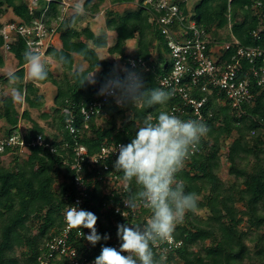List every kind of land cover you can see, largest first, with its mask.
<instances>
[{
	"label": "trees",
	"instance_id": "obj_1",
	"mask_svg": "<svg viewBox=\"0 0 264 264\" xmlns=\"http://www.w3.org/2000/svg\"><path fill=\"white\" fill-rule=\"evenodd\" d=\"M61 1L47 4L39 0V7L31 13L27 0H0V28L8 10L23 24L31 25L48 7L45 20L50 31L51 26L56 25V40L46 55L55 62L53 53H63L69 59L67 65L60 67L59 74L48 65L47 80L26 82L23 53L28 47L20 35L13 38L9 52L19 65L15 71L19 78L16 88L23 95L27 108L20 112L11 95H1L0 91V122H6L5 126H0V136L1 133L7 137L19 134L20 124L25 121L30 124L23 133L25 140L29 143L42 135L49 146H29L21 152V146L17 145L0 152V264H40V257L48 251V243L63 233L66 228L64 213L78 194L72 169L76 147L83 145L90 155H95L104 146L130 143L145 117L155 118L161 111L171 113L174 107H183L181 99L172 95L164 105L142 109H136L131 103L120 106L112 99L99 116L86 120L80 114L81 107L100 98L97 94L100 86L117 67L113 60H100L96 49L107 48L111 56L119 57L123 67L130 68V57L144 60L151 69L136 70L142 73L146 86L168 91L160 86L157 77L171 71L170 60L165 56L169 48L153 11L144 6L145 0H139L135 11L106 9V28L116 33L112 46L108 44V34H95L88 19L100 13L108 1L114 6L135 0H86L85 14L70 28L67 24L72 14L65 13ZM180 6L187 16L185 24L196 21L197 27L204 29L214 41L232 42L234 38L239 41L223 53L220 62L230 61L238 47L264 48V30L260 39L253 36L255 30L263 27L264 0H200L193 11L188 10L186 2H181ZM226 29L231 32L224 38L219 37ZM134 39L137 50L133 55L127 54V42ZM156 41L158 44H154ZM3 45L0 32V49ZM153 48L157 49L163 66L152 60ZM77 56L88 63L86 69H75ZM4 62L5 56L0 52V68ZM258 65L264 62L259 60ZM244 66L248 70V62H244ZM77 70L85 73L98 70L97 83L80 86L74 75ZM0 83L6 87L10 80L1 76ZM37 83H51L57 88L53 111L42 112L39 116L53 129L50 134L32 116L31 110L40 109L45 102ZM253 84V91L259 92L261 97L255 102L244 103V112L233 109L224 93L202 92L195 88L192 91L198 99L208 97L202 108V120L210 131L201 139L200 152L191 155L178 174V179L185 183V191L198 195V207L195 212L186 213L183 223L176 227L174 237L182 241V245L167 253L166 264H264V89ZM67 106L76 113L74 134L66 128L67 117L63 110ZM183 108L185 113H176L177 116L198 119L190 106ZM9 154L14 156L7 163L5 158ZM114 161L113 158L108 161L110 167L101 173L103 178H99L98 171L90 164H85L84 176L90 187L85 210L98 217V233L110 238L93 246L86 239L78 238L74 229L71 243L79 249L78 255L75 258L62 255L55 259V264H86L100 254L102 246L114 247L119 241L117 225H143L149 218L144 208L127 216L116 213V207L122 206L137 189L133 184L129 192L124 191L122 174L115 171ZM223 162L227 167V179L221 177ZM115 177V184L111 186ZM83 231L89 232L88 229ZM154 251L159 254L156 249Z\"/></svg>",
	"mask_w": 264,
	"mask_h": 264
},
{
	"label": "clouds",
	"instance_id": "obj_2",
	"mask_svg": "<svg viewBox=\"0 0 264 264\" xmlns=\"http://www.w3.org/2000/svg\"><path fill=\"white\" fill-rule=\"evenodd\" d=\"M84 14V0H78L67 27H72L76 19ZM53 55L58 67L69 63L63 53ZM23 58L29 80L48 79L49 68L38 48L28 47ZM97 71L85 73L77 70L74 75L80 86L86 83L95 85ZM7 77L13 82L19 79L14 71H9ZM97 94L112 96L120 106L131 103L136 109L164 105L172 95L162 88L146 86L142 73L134 67H114ZM11 99L14 103L22 102L18 88L12 89ZM209 131L201 119H182L174 113L161 111L155 118L151 115L145 117L137 126L131 142L119 145L114 169L122 174L124 191L129 192L133 184L137 189L124 203L133 211L143 207L150 215L143 225H117V237L121 241L119 249L102 246L93 264H166L169 249L162 246L172 240L176 227L183 223L186 213L195 212L198 207V195L185 191V183L178 179V174ZM64 220L69 230L76 229L78 236L93 246L102 239L110 238L107 234L101 236L98 233V217L91 211L74 205L67 206ZM83 229H88L89 234L85 235ZM158 247L161 248L159 254L154 251Z\"/></svg>",
	"mask_w": 264,
	"mask_h": 264
},
{
	"label": "built area",
	"instance_id": "obj_3",
	"mask_svg": "<svg viewBox=\"0 0 264 264\" xmlns=\"http://www.w3.org/2000/svg\"><path fill=\"white\" fill-rule=\"evenodd\" d=\"M31 13L39 5V0H27ZM50 4L53 0H45ZM180 0H145L144 6L153 11L154 20L162 34L165 36L169 48V60L171 63V71L157 77L161 87L170 91L173 97L180 98L183 107L190 106L193 109L195 118L201 119L202 108L208 100L207 96L198 99L193 96V89H201L202 92L212 93L214 90L224 93L233 109L244 112L243 104L258 100L261 97L259 92H254L253 82L260 89H264V65L259 66V60L264 62V48L257 47H238L231 60L228 62H220L223 53L230 50L234 44L239 41L234 38L232 42H221L213 40L211 35L207 34L204 29L197 27L196 21H192L189 25L185 24L187 16L181 9ZM187 3V2H186ZM65 7H69L70 0H62ZM6 9V8H3ZM38 20H34L31 25L23 24L21 21L4 19L0 32L4 38L3 49L9 51L12 46L13 38L20 35L26 42L27 47H36L41 54H46L47 50L52 46L49 42L54 37L55 30H49L47 21L45 20L46 12ZM6 13H4L5 17ZM261 21L264 27V13L261 15ZM261 30H255L253 36L261 38ZM192 32V33H191ZM50 38V39H49ZM49 39V40H48ZM49 42V43H48ZM46 43H48L46 47ZM244 62H248V70L245 69ZM128 64L130 68H143L147 71L151 69L150 65L142 59L129 58ZM162 64H160L161 66ZM163 66V65H162ZM113 99L112 96H100L98 100L88 106L81 107L80 114L86 120L99 116L106 104ZM174 107L171 113H185V109ZM63 113L66 115V128L74 134L76 133L75 119L76 113L70 107H65ZM89 127V126H88ZM119 143L111 146H104L100 153L90 155L87 148L80 145L75 148V162L72 169L75 171V185L78 194L69 206H77L85 209V203L90 195V187L85 179V164H90L94 170H97L99 178L102 172L108 171L110 165L108 161L118 156ZM21 146V152H24L29 146H49L42 135L38 138L27 142L22 132L12 136H0V152L6 147ZM117 149V151H115ZM200 152L198 150L195 153ZM194 153V154H195ZM111 181V186L115 184V180ZM115 206V205H114ZM108 207V206H107ZM109 207H112L110 205ZM143 207L137 208L135 211L128 209L125 203L116 207V213H122L124 216L136 214ZM65 221V220H64ZM74 229L66 228L60 236L54 237L47 245V253L40 257V264H55V259H60L62 255L75 258L79 249L71 243V235ZM88 235L89 232H84ZM78 236V234H77ZM78 238H80L78 236ZM84 239V238H80ZM121 241L116 242L114 247L119 249ZM182 245V241L176 240L173 235L172 240L162 247L173 251ZM159 253L161 248H155ZM167 252V253H168ZM94 260L87 261L86 264H93ZM76 264H78L76 262Z\"/></svg>",
	"mask_w": 264,
	"mask_h": 264
},
{
	"label": "rangeland",
	"instance_id": "obj_4",
	"mask_svg": "<svg viewBox=\"0 0 264 264\" xmlns=\"http://www.w3.org/2000/svg\"><path fill=\"white\" fill-rule=\"evenodd\" d=\"M71 1L72 0H70V5H71ZM77 1V0H76ZM180 1H182V0H180ZM200 0H183V2H187V7H188V10L190 11H193L194 10V8H195V6L198 4V2H199ZM73 2V1H72ZM74 3L76 4V2L74 1L73 2V5H74ZM112 3L110 2V1H108L106 4H104L103 5V7H102V11L100 12V13H98L99 15L97 16L98 17V19L100 18H104V16H106L105 15V13H106V9H108V8H111V7H113V8H115L116 10H118L119 12H124V11H127V10H131V11H135L136 9H137V7H138V4H139V0H135L134 1V3H128V4H119V5H114V6H110ZM39 6V5H38ZM70 8H73V6L71 5V6H69V7H66V10H70ZM66 14H68V15H71L72 14V12H68V13H66ZM97 15V14H96ZM104 15V16H103ZM13 17V14H12V12L11 11H7V14L5 15V17H4V19H10V18H12ZM90 21H92V20H90ZM56 25L55 24H53L52 25V27L53 28H55L56 29V27H55ZM104 29H105V27H104ZM105 30H103L102 32H104ZM231 32V29H226V30H224V31H221V33H220V35H219V37H222V38H224V37H226V35L228 34V33H230ZM110 33H112L113 34V36H111L110 37V42H111V44H113V43H115V40H116V33L115 32H112V31H110ZM50 39V38H49ZM48 39V40H49ZM55 33H54V37L52 38V40L51 41H49V42H52V43H55ZM134 40H136V39H134ZM48 42V43H49ZM48 43H46L45 45H46V47H47V45H48ZM128 43V42H127ZM156 43L158 44V42L156 41ZM131 49V50H130ZM5 51V50H4ZM126 51H128L130 54H132L133 53V47H132V44L131 45H128V48H127V45H126ZM153 51H154V55L152 56V60L154 61V62H158L159 64H161L160 63V60H159V53H158V51H157V49L155 50V49H153ZM6 52V55H8V56H10L11 54L9 53V51H5ZM43 56V58H44V60L46 61V63H47V65H50V64H52V66L54 65V63L57 65V63L56 62H53V60L50 58V57H48L46 54H44V55H42ZM165 56L168 58V56H169V52L166 54L165 53ZM8 59V61L9 62H6V64H5V67H4V70H2V68H0V75H7V73L9 72V71H15L17 68H18V66H17V60H15V59H12V57H8L7 58ZM16 62H15V61ZM78 60H80V61H78V62H76V64H75V69H86L87 67H88V64L86 65L85 63H81V62H84L83 60H82V58L81 57H79V59ZM113 61L116 63V65H117V67H123L121 64V62L119 61V58H117L116 56H113ZM163 63L165 62V60L164 61H162ZM121 63V64H120ZM15 67V68H14ZM55 67V66H54ZM52 68V67H51ZM55 72L57 71V73L56 74H59L60 72H62V69L60 68V67H55L54 69H53ZM98 72V71H97ZM97 72H96V75H97ZM27 80L29 81V79L27 78ZM96 81H97V79H96ZM17 83H18V80L17 81H11V84H10V87H8V86H3V84L2 83H0V91L2 90V92H1V95H5V89L7 90V94H9V95H11V91H12V89L13 88H16V85H17ZM50 89V88H49ZM6 94V95H7ZM46 95H47V98H46V100H45V102H44V105L40 108V109H34V110H31L32 111V116H33V118L34 119H36L37 121H39L40 122V124L42 125V126H45V128H46V133L47 134H50V133H52V131H53V129L52 128H50L49 126H46L45 125V122L43 121V120H41L40 118H39V116H40V113H42V112H49V113H51V111H53V108H54V101H53V94L50 92V91H47L46 92ZM22 97H23V95H22ZM25 99H24V97H23V99H22V102H19V103H17V107H18V109L20 110V112H23V110H24V108L26 109L27 108V104H25V101H24ZM1 122H4V121H1ZM27 125H30L29 123H27V122H25V121H22V124H20V127H19V131L20 132H22V133H24L25 132V127L27 126ZM2 134V136L4 135L5 136V134L4 133H1ZM14 155L13 154H9V156H6V158H5V162H10V160H11V158L13 157ZM22 157L24 158L25 157V155L24 154H22ZM221 177L223 178V179H227V167H226V165H225V162H223V170H222V174H221Z\"/></svg>",
	"mask_w": 264,
	"mask_h": 264
},
{
	"label": "crops",
	"instance_id": "obj_5",
	"mask_svg": "<svg viewBox=\"0 0 264 264\" xmlns=\"http://www.w3.org/2000/svg\"><path fill=\"white\" fill-rule=\"evenodd\" d=\"M73 2L75 1L76 3L78 2V0L76 1V0H72ZM71 1V5L72 6H74L75 5V3H74V5H73V2ZM85 1L86 0H84V3H85ZM132 3H134V2H132ZM123 4V3H122ZM124 4H128V3H124ZM115 5H119V4H115ZM110 6H113V4H111ZM72 9L73 8H70V10L68 11V10H66V8H65V13H70V12H72ZM7 14V13H6ZM99 14H97V15H94V16H91V17H89V19H88V22L90 23V27H91V29L95 32V34H97V35H100V34H103V33H107L108 34V44H109V46H112L113 44H111V42H110V37L111 36H113V34L112 33H110V31L109 30H107V28H106V16H104V18H99L98 19V16ZM10 19H12V20H18L19 21V19H16V17L13 15V17L12 18H10ZM48 19V18H47ZM90 20H92V21H90ZM52 27V26H51ZM104 27H105V29H104ZM52 29H54L53 27H52ZM55 30V29H54ZM103 30H105L104 32H102ZM113 32V31H112ZM132 44V47H133V53L131 54V55H133V54H135V52H136V50H137V40H129L128 41V43H127V48H128V45H131ZM154 44H157L156 42L154 43ZM154 49V48H153ZM153 49H152V54L154 55V51H153ZM156 50V49H155ZM96 51H97V53H98V55L100 56V58L101 59H103V58H105V59H103V60H113V56H111L110 54H109V52H108V49L107 48H98V49H96ZM0 52H1V54L2 55H4L5 56V62H4V66L2 67V70H4V67H5V64H6V62H9L8 61V57H12V59H15V60H17L15 57H14V55L12 54V53H10L11 55L10 56H8V55H6V52L4 51V49L3 48H1L0 49ZM126 53L127 54H130L128 51H126ZM152 55V56H153ZM79 57L80 56H77V58H76V62H78V61H80V60H78L79 59ZM117 58H119L118 56H116ZM14 60V61H15ZM53 60V59H52ZM119 61H120V59H119ZM16 62V61H15ZM53 62H55L54 60H53ZM121 62V61H120ZM81 63H85L86 65L88 64L87 62H81ZM17 66H19L18 65V60H17ZM76 64V63H75ZM121 64V63H120ZM122 66H123V64H121ZM58 67L55 63H54V65L52 66V64H50V68H51V70H53L55 67ZM15 68V67H14ZM25 69H26V66H25ZM18 70V68L15 70V71H17ZM14 71V72H15ZM54 71V70H53ZM55 72V71H54ZM56 73H57V71H56ZM1 76H6L7 77V75H0V77ZM25 81L26 82H30L31 80H27V76H26V74H25ZM10 84H11V81H10V83H9V86L8 87H10ZM12 85V84H11ZM37 85L41 88V94L42 95H44V97H45V100H46V98H47V95H46V92L47 91H50L52 94H53V101H54V97H55V95H56V91H57V88H56V86L55 85H53V84H51V83H47V84H39V83H37ZM50 88V89H49ZM5 94H7V90L5 89ZM7 95H9V94H7ZM6 125V122L4 121V122H0V126H5ZM2 135V134H1ZM4 136V135H3Z\"/></svg>",
	"mask_w": 264,
	"mask_h": 264
}]
</instances>
